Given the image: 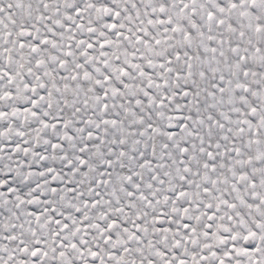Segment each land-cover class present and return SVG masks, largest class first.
Here are the masks:
<instances>
[{
	"label": "snow or ice",
	"instance_id": "6c2138e0",
	"mask_svg": "<svg viewBox=\"0 0 264 264\" xmlns=\"http://www.w3.org/2000/svg\"><path fill=\"white\" fill-rule=\"evenodd\" d=\"M0 264H264V0H0Z\"/></svg>",
	"mask_w": 264,
	"mask_h": 264
}]
</instances>
